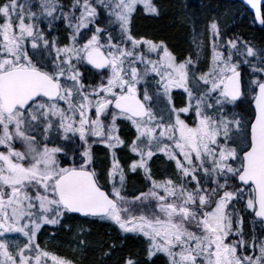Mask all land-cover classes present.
<instances>
[{
  "label": "snow or ice",
  "instance_id": "snow-or-ice-1",
  "mask_svg": "<svg viewBox=\"0 0 264 264\" xmlns=\"http://www.w3.org/2000/svg\"><path fill=\"white\" fill-rule=\"evenodd\" d=\"M243 4L264 26V0ZM141 12L162 15L0 0V264H77L40 242L73 221L80 264L97 222L116 232L100 262L132 238L118 264H264V45L187 18L180 58L133 32Z\"/></svg>",
  "mask_w": 264,
  "mask_h": 264
},
{
  "label": "trees",
  "instance_id": "trees-1",
  "mask_svg": "<svg viewBox=\"0 0 264 264\" xmlns=\"http://www.w3.org/2000/svg\"><path fill=\"white\" fill-rule=\"evenodd\" d=\"M200 2L202 10H208V8H212L211 10L216 13L215 17L218 19H221L220 14L225 12L227 14L226 20L230 22L229 31L232 32V34H239L243 38L251 41L254 46L264 45V26L260 29L257 28L254 24L252 15L239 3L233 0H200ZM223 3L226 4L228 8L223 7ZM204 14H206L204 18L207 19L209 12L205 11ZM162 15V27L161 24L160 26L156 24L154 27H152L153 29L151 31H155V38H162L167 42H172V44L175 43L172 49L175 52H178L180 49L184 48L185 43L183 40L186 36L185 32H187L184 23L181 22L182 19H186L187 15L183 10L181 0H166L162 6ZM160 27L161 29L158 31ZM175 34L177 35V39L174 40L173 37ZM177 55L179 57V54ZM138 186L139 185L135 181H130L129 183L130 190ZM80 223V221H73V232H60L55 239L56 242L49 244V250L61 256L74 259L77 261V264H80V253H74L72 249V246H74L76 243L74 239L75 229L80 225ZM82 226L84 228H91V235L88 237L90 245L87 249V256L84 259V264H118V261L126 256L129 252L135 253L139 248L142 247V244L139 240L130 238L125 242L122 250H120L118 247V249L109 259L100 262V252L97 248V244L104 242L105 246H107L110 236L112 239L116 238V232L111 226L100 224L99 222L95 224L85 223ZM66 252L69 254H65ZM76 254L79 255L78 259L75 257Z\"/></svg>",
  "mask_w": 264,
  "mask_h": 264
},
{
  "label": "rangeland",
  "instance_id": "rangeland-1",
  "mask_svg": "<svg viewBox=\"0 0 264 264\" xmlns=\"http://www.w3.org/2000/svg\"><path fill=\"white\" fill-rule=\"evenodd\" d=\"M156 2L161 6V9H162L163 3L166 2V0H156ZM181 5L183 6V10L185 11V14H187L186 15V19L187 18H195L197 20V28H198V30H203L205 25L207 24V22L213 16H215V14H216V13H214L211 10L212 8L211 9L208 8V10L207 9L202 10L200 0H181ZM223 7H227V5L224 4ZM232 9H233V7H232ZM205 11L209 12L207 19L204 18V16L206 15V14H204ZM162 16L163 15H161L159 18H156V17L146 16L142 12L137 14L135 16L134 20H133V32L136 35H138V36L146 35L145 37L157 39L154 36L155 35V33H154L155 31H151V30L153 29L152 27H154L156 24H158V26H160V24H161V27H162V18H161ZM220 16H221L220 17L221 19H219V21H220L222 29L225 30L229 35H232V32L229 31L230 22L226 20L227 19V17H226L227 14L225 12H223L222 14H220ZM184 25H185V28H186L187 32H185L186 33L185 39L183 38L184 39L183 41L185 43L184 44V48L180 49V50H187V48L188 47L190 48V46H191V44H190V40H191V23L190 22L189 23H184ZM161 27L158 29V31L161 29ZM173 38H174V40L177 39V35L175 34V36ZM182 42H181V44H182ZM167 43L169 44V47H171L170 49L172 50V48L174 47L175 43L172 44V42H170V41H168ZM180 50L178 51L179 53L177 51L175 52L174 50H172V51L174 53L179 54L180 58H183L184 55H186V54H183ZM101 155H102V153H101ZM160 167L161 166H159V165L155 166L156 174H158V175H160V170H159ZM48 235H49L48 231H44V232L41 233L40 242H41L42 246L47 244V247H48L50 243H52V242L55 243L56 242L55 239L54 240H48ZM72 249H73V246H72ZM76 253L79 254L78 251H76ZM65 254H69V253L66 252ZM78 254L75 255V257L77 259L79 257Z\"/></svg>",
  "mask_w": 264,
  "mask_h": 264
},
{
  "label": "flooded vegetation",
  "instance_id": "flooded-vegetation-1",
  "mask_svg": "<svg viewBox=\"0 0 264 264\" xmlns=\"http://www.w3.org/2000/svg\"><path fill=\"white\" fill-rule=\"evenodd\" d=\"M193 5V4H192ZM171 48V47H170ZM173 50V49H172ZM183 54H188L190 51H192V47L190 46V48L188 47L187 50H180ZM185 56V55H184ZM180 57V56H179ZM245 228H246V232H251V223L248 221L247 217L245 218ZM257 230H259V227L257 226Z\"/></svg>",
  "mask_w": 264,
  "mask_h": 264
},
{
  "label": "water",
  "instance_id": "water-1",
  "mask_svg": "<svg viewBox=\"0 0 264 264\" xmlns=\"http://www.w3.org/2000/svg\"><path fill=\"white\" fill-rule=\"evenodd\" d=\"M235 1L239 2L240 4H242L252 14L253 20H254V13L252 12V10L250 8H248L246 5L243 4V0H235ZM255 26L257 28H259V29L262 27L261 25L256 24V23H255Z\"/></svg>",
  "mask_w": 264,
  "mask_h": 264
}]
</instances>
